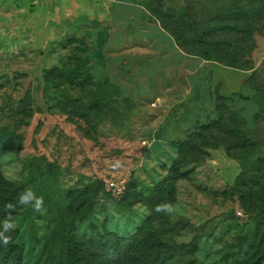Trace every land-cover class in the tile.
<instances>
[{
    "label": "rangeland",
    "instance_id": "rangeland-1",
    "mask_svg": "<svg viewBox=\"0 0 264 264\" xmlns=\"http://www.w3.org/2000/svg\"><path fill=\"white\" fill-rule=\"evenodd\" d=\"M242 6L0 0V229L44 199L0 264H67L58 226L84 264H264V23L239 45L213 22Z\"/></svg>",
    "mask_w": 264,
    "mask_h": 264
},
{
    "label": "trees",
    "instance_id": "trees-1",
    "mask_svg": "<svg viewBox=\"0 0 264 264\" xmlns=\"http://www.w3.org/2000/svg\"><path fill=\"white\" fill-rule=\"evenodd\" d=\"M243 8L246 7L249 12V16L246 17V20L240 21L236 17H230V18H221L217 17L214 22V32L215 33H226L227 30H234L237 33L241 34V37L239 38V41L237 42L239 45L240 43H243L245 40H250L248 37V33L246 31L242 32L240 28H237V24L242 25H248V28L254 26V29H257L258 27H261V24L264 23V0H243ZM210 24L209 20L201 19L197 21V28H198V34L195 38V46L197 48V51L192 54L197 57H200L201 59L205 61H209L210 54L206 48L207 45V37H209V27ZM252 25V26H251ZM245 36V37H244ZM176 41L179 43V39H176ZM239 53H236L234 57L236 58V62L238 63V67H232L233 69L242 70V71H249L253 68H247L245 69L244 66H247L249 63V59H242L243 55H246V49H238ZM248 55V54H247ZM242 65H239L241 64ZM2 146V145H0ZM2 150L6 149L4 146H2ZM118 199V197H113V200ZM66 233V232H65ZM64 231L61 229L60 226L56 227L51 234V239L54 241H61L64 243V252L67 259V264H84L83 258L78 256L76 254V246L72 244L71 239H69V235L67 233L65 234ZM65 238V242L63 241ZM195 243V240L190 241V243L186 245H180L179 249H185L188 250L193 247Z\"/></svg>",
    "mask_w": 264,
    "mask_h": 264
},
{
    "label": "clouds",
    "instance_id": "clouds-1",
    "mask_svg": "<svg viewBox=\"0 0 264 264\" xmlns=\"http://www.w3.org/2000/svg\"><path fill=\"white\" fill-rule=\"evenodd\" d=\"M30 206L35 212H42L44 199L42 196H36V194L31 190H25L18 197L16 203L9 202L6 204V209L8 210V215L2 222V229H0V242L5 246L12 241V236L9 234L16 227L15 222L11 216V213L16 209L17 206ZM157 212L172 213L174 208L169 203H164L156 207Z\"/></svg>",
    "mask_w": 264,
    "mask_h": 264
},
{
    "label": "crops",
    "instance_id": "crops-1",
    "mask_svg": "<svg viewBox=\"0 0 264 264\" xmlns=\"http://www.w3.org/2000/svg\"><path fill=\"white\" fill-rule=\"evenodd\" d=\"M242 74L244 75V73H242ZM243 75H242V76H243Z\"/></svg>",
    "mask_w": 264,
    "mask_h": 264
}]
</instances>
